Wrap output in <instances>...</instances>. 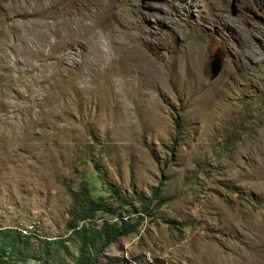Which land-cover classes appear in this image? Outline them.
<instances>
[{"label": "rangeland", "instance_id": "obj_1", "mask_svg": "<svg viewBox=\"0 0 264 264\" xmlns=\"http://www.w3.org/2000/svg\"><path fill=\"white\" fill-rule=\"evenodd\" d=\"M85 175L139 223L98 264H264V0H0L9 264H77Z\"/></svg>", "mask_w": 264, "mask_h": 264}, {"label": "trees", "instance_id": "obj_2", "mask_svg": "<svg viewBox=\"0 0 264 264\" xmlns=\"http://www.w3.org/2000/svg\"><path fill=\"white\" fill-rule=\"evenodd\" d=\"M81 181L78 190L73 187L71 189L74 204L70 209L71 218L68 221V226L80 243L77 264H98L97 257L101 251L119 238L136 232L139 223L133 222L130 217L123 215L125 204L113 205L105 201L102 196H97L86 175L82 176ZM157 194H159V187L155 189L153 198H157ZM97 212L104 215L115 214L118 219L109 221L103 216L101 224L98 226L93 223ZM25 238L26 241H29L31 235L28 234ZM55 241L61 242V240ZM18 253V249L13 247L9 252V258H3L5 253L0 255V264H9L10 258Z\"/></svg>", "mask_w": 264, "mask_h": 264}, {"label": "water", "instance_id": "obj_3", "mask_svg": "<svg viewBox=\"0 0 264 264\" xmlns=\"http://www.w3.org/2000/svg\"><path fill=\"white\" fill-rule=\"evenodd\" d=\"M158 2H162L164 0H154ZM236 13V11L234 12ZM214 57V59L210 62V70L212 74V78H215L220 73L222 66H223V56L221 54H217Z\"/></svg>", "mask_w": 264, "mask_h": 264}, {"label": "bare ground", "instance_id": "obj_4", "mask_svg": "<svg viewBox=\"0 0 264 264\" xmlns=\"http://www.w3.org/2000/svg\"><path fill=\"white\" fill-rule=\"evenodd\" d=\"M143 64H149V63H143Z\"/></svg>", "mask_w": 264, "mask_h": 264}]
</instances>
